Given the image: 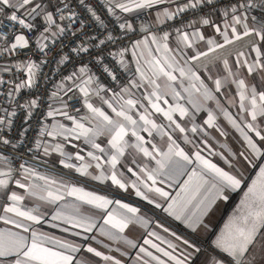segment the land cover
<instances>
[{
	"label": "snow or ice",
	"instance_id": "snow-or-ice-1",
	"mask_svg": "<svg viewBox=\"0 0 264 264\" xmlns=\"http://www.w3.org/2000/svg\"><path fill=\"white\" fill-rule=\"evenodd\" d=\"M0 264H264V0H0Z\"/></svg>",
	"mask_w": 264,
	"mask_h": 264
},
{
	"label": "crops",
	"instance_id": "crops-1",
	"mask_svg": "<svg viewBox=\"0 0 264 264\" xmlns=\"http://www.w3.org/2000/svg\"><path fill=\"white\" fill-rule=\"evenodd\" d=\"M254 14H259V11L256 10ZM26 50V49H25ZM220 123L224 125L225 127L229 128L230 136L229 140L225 143L230 144L233 149L239 150V144L235 143L233 140V137L236 139H239V134L235 131H233L227 124V122L221 118ZM215 162L221 164V166H224L222 162L218 160V158H214ZM258 169L256 168H251L249 166L245 167L244 170V176H245V187H242L240 190H236L234 192H229L228 193V200L226 201H218L214 207L213 210L210 213V216L206 219L210 220L209 223V230L207 233H202L199 237H188V233H186L183 228L178 224L173 225L174 230L178 232V234L186 236V238H195L198 239V241L201 243V245H208L212 239L215 238V235L219 233V231L224 227V224L227 222L229 217L235 212L237 207L240 204L241 199L243 198L244 191H246V185L250 183L252 179L255 178L257 174ZM186 179V177H185ZM97 190L103 192L105 190L104 186L100 185H95ZM173 192L178 191L177 188H174L172 190ZM127 202L133 203L135 202L136 204L140 205L141 202L138 201L137 198L133 197H126ZM145 209L148 208V206L143 205ZM148 215H152L151 211H148ZM170 224L172 223L171 220L168 221ZM49 231L56 232L57 235H60V233L57 230L50 229ZM138 233H134L136 235Z\"/></svg>",
	"mask_w": 264,
	"mask_h": 264
},
{
	"label": "built area",
	"instance_id": "built-area-1",
	"mask_svg": "<svg viewBox=\"0 0 264 264\" xmlns=\"http://www.w3.org/2000/svg\"><path fill=\"white\" fill-rule=\"evenodd\" d=\"M225 2H226V0H225ZM81 14H82L83 18L85 19L86 23L88 24V27H86L84 29V32L85 33H87V34L90 35L93 32H99L100 31V29L97 28V26L95 25V23H93L89 17L84 16L82 10H81ZM7 30L8 29L6 28L5 31H7ZM30 39H32V37H30ZM83 39L86 40L87 37L85 36ZM77 42H82V39H81L80 36H77L75 38L68 37L66 39H63L62 42H58L57 48H59L61 46V44L62 45H65L64 51L67 52L68 51V47L73 46ZM33 50H34V45H33L32 48H29V49L24 50L23 53H22V55L32 56ZM56 55H57V52L50 53V55L48 57L49 64L46 65L43 68L42 76L43 75H52V69L54 67V60H53V58L56 57ZM86 58L87 57H85V59ZM94 70H95V68H94ZM51 84H52V81L41 79L40 85L37 88L22 90V92L20 93V96H21L22 99L26 100V99H28V98H30L32 96L37 95V94H44V95H46V89L47 88H50L51 87Z\"/></svg>",
	"mask_w": 264,
	"mask_h": 264
}]
</instances>
